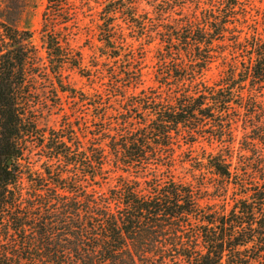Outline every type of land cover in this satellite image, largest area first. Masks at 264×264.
Segmentation results:
<instances>
[{
  "label": "trees",
  "instance_id": "trees-1",
  "mask_svg": "<svg viewBox=\"0 0 264 264\" xmlns=\"http://www.w3.org/2000/svg\"><path fill=\"white\" fill-rule=\"evenodd\" d=\"M72 1L89 4L47 0L40 47L0 19V264H264V155H194L239 123L246 147L264 143V35L248 12L263 0L107 1L87 66ZM134 39L158 44V87L139 93ZM68 70L102 90L68 88ZM64 98L83 128L65 116L42 128L44 105L61 112Z\"/></svg>",
  "mask_w": 264,
  "mask_h": 264
},
{
  "label": "rangeland",
  "instance_id": "rangeland-1",
  "mask_svg": "<svg viewBox=\"0 0 264 264\" xmlns=\"http://www.w3.org/2000/svg\"><path fill=\"white\" fill-rule=\"evenodd\" d=\"M107 1L111 0H89V4L85 5L79 1H72L73 8L77 14L76 25L72 27L71 32L74 34L72 37L74 41L72 42L73 47L83 53L84 56V65H90L91 56L93 54L92 47L98 46V29L97 25L99 24L100 12L107 4ZM47 6V0H0V19L3 22H6L13 27L24 31L31 30L35 34V40L38 47H40V31L43 23V12ZM141 9L151 10L146 5V1H142ZM264 10V0L262 2L255 1L248 5L249 18L251 20H256L259 22V29L261 33L264 35L263 28L260 27V22L262 21V12ZM131 43L135 45L136 48L143 46L145 50V62H144V70H143V83L140 88L137 90V93L143 89L149 88H157L158 85L155 81V73L157 69V59H156V51L158 48L157 42L152 44H146L145 39L141 40H130ZM226 67L223 66L220 62L214 64L211 70L206 74L205 79L213 84L214 82L221 79L226 71ZM65 84L68 88L76 89L77 92H93L95 90L101 91L100 85L93 84L90 79L85 78L82 73L77 70L74 71H66L64 73ZM43 87V86H42ZM259 92H255L257 95H261L263 97H259L260 101L264 102V88ZM245 96H247L248 92L245 91ZM77 99L64 98L63 99V111L59 112L54 110V108H42V111L45 112V117L41 118L40 126L42 128H47L49 130L52 129H60L63 123V117H67L68 120L73 122L75 130L78 131V128H83V119L84 114H78L76 112L78 106L76 103ZM51 104V102H50ZM84 108H82L83 110ZM215 134V133H214ZM251 131L248 129L245 131L242 128V123L238 124L237 130L233 134V141L231 143H227L226 146L220 145L215 139H211L210 142L207 139H200L199 143H197L195 147L194 155H198L200 158H204L205 154H217L223 148H230L234 151L233 153V163L236 165L238 163V157L240 155H252V150H258V153L264 155V143L255 142L256 146L246 145L244 136L250 135ZM81 136V135H80ZM242 148H250L247 151L242 150ZM251 150V151H249ZM35 153L37 150L35 149ZM191 154H186V158ZM36 156V160H37ZM181 161V158H179ZM183 160V159H182ZM189 166V165H187ZM177 174L188 181H193L192 177L189 175L188 171L185 169L178 168ZM200 173L197 172V175ZM197 183V181H194ZM111 183H115L112 181ZM209 186V185H208ZM209 191L213 192L214 188L209 186ZM212 204L223 205V199L217 198L215 201H211ZM226 203H231V200L226 199ZM228 205V204H227ZM229 209L230 207L227 206Z\"/></svg>",
  "mask_w": 264,
  "mask_h": 264
}]
</instances>
